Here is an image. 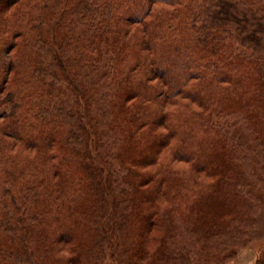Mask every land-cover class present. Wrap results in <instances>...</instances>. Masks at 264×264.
I'll use <instances>...</instances> for the list:
<instances>
[{"label":"trees","instance_id":"1","mask_svg":"<svg viewBox=\"0 0 264 264\" xmlns=\"http://www.w3.org/2000/svg\"><path fill=\"white\" fill-rule=\"evenodd\" d=\"M254 154L264 0H0V264H230Z\"/></svg>","mask_w":264,"mask_h":264},{"label":"rangeland","instance_id":"2","mask_svg":"<svg viewBox=\"0 0 264 264\" xmlns=\"http://www.w3.org/2000/svg\"><path fill=\"white\" fill-rule=\"evenodd\" d=\"M240 128V127H238ZM241 140L252 145L257 149L256 144L251 141L249 136L243 131H240ZM245 143L246 148L250 152L248 145ZM249 154H252L251 152ZM253 155V154H252ZM254 156H256L254 154ZM253 164L255 163V179L258 181L259 187L255 190L256 197L259 200L261 206L264 210V163L258 162V157L252 160ZM261 169L263 171H261ZM260 239H255L251 242V245L242 249L238 253L237 259L232 261L230 264H253L258 258L264 254V242L259 241Z\"/></svg>","mask_w":264,"mask_h":264}]
</instances>
